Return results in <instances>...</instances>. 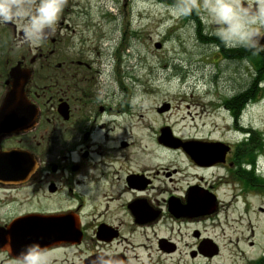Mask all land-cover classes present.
I'll list each match as a JSON object with an SVG mask.
<instances>
[{"label":"flooded vegetation","instance_id":"af4514ba","mask_svg":"<svg viewBox=\"0 0 264 264\" xmlns=\"http://www.w3.org/2000/svg\"><path fill=\"white\" fill-rule=\"evenodd\" d=\"M17 21L0 24V264H10L31 243L49 249L52 264H264V224L260 229L250 222L251 210L264 216L252 201L264 202L262 131L250 126L246 133L242 122L249 109L264 104V51L220 48L216 54L217 66H227L223 73L232 69L228 94L218 98L234 120L227 131L232 141L181 139L195 147L220 144L227 149L224 159L215 154L194 160L181 147L161 144L160 130L159 148L180 152L195 174L183 183L171 178L179 173L173 170L157 184L159 171L93 158L94 123L106 109L79 86L86 82L79 79L84 66L76 65L81 75L73 62L54 66L48 45L58 40L52 35L32 47L24 39L25 21L21 29ZM257 31L264 45V33ZM246 62L250 83L236 84ZM17 68L30 74L24 97L9 95L17 86ZM59 81L65 90L55 92ZM20 100L26 101L22 107ZM228 173L231 182H245L240 198L233 190V201L218 192L230 181ZM229 210L243 216L224 225L219 216Z\"/></svg>","mask_w":264,"mask_h":264},{"label":"rangeland","instance_id":"374dc122","mask_svg":"<svg viewBox=\"0 0 264 264\" xmlns=\"http://www.w3.org/2000/svg\"><path fill=\"white\" fill-rule=\"evenodd\" d=\"M197 3L198 0H67L52 36L58 42L48 47L54 52V66L73 62V70L81 75L76 65L82 63L79 79L86 82L79 86L95 99L96 107L106 109L94 123V159H109L116 167L145 166L154 175L159 171L154 176L157 184L167 180L165 173L177 170L179 173L171 178L185 183V177L194 175L195 170L180 152L159 151L160 130L168 127L179 140L232 141L227 131L234 120L224 112L218 99L228 94L227 79L232 77V69L223 73L227 66L223 62L217 66L216 54L225 47L211 34L215 26L205 23ZM23 21L16 22L20 29ZM258 29L264 33V26ZM157 44L161 49L156 48ZM31 46L40 47L43 43ZM260 62L264 67L263 60ZM250 75L246 62L244 77L236 79V84L250 83ZM58 85L55 92L64 89L61 81ZM164 105H169V110L159 113ZM242 122L246 133L250 126L262 131L261 147L264 146V104L249 109ZM101 126L103 129H99ZM125 142L129 146L121 149ZM231 175L228 173L226 179L230 181L221 185L218 192L229 194L233 201V190H238L240 198L245 182H231ZM252 201L253 209L264 208V202ZM227 213L219 216L221 222L227 221L224 225L235 224L243 216L235 210ZM250 217L251 224L262 229L264 216L251 210ZM234 249L238 247H231L230 251Z\"/></svg>","mask_w":264,"mask_h":264},{"label":"clouds","instance_id":"9594fccd","mask_svg":"<svg viewBox=\"0 0 264 264\" xmlns=\"http://www.w3.org/2000/svg\"><path fill=\"white\" fill-rule=\"evenodd\" d=\"M66 3L67 0H33L25 6L21 0H0V24L24 19L25 41L39 44L54 33ZM195 6L202 9L205 23L215 26L211 34L225 48L254 49L253 55L264 51L257 31L259 26H264V0H256L255 6L242 4L241 0H198ZM76 189L85 195L90 192L80 185ZM10 264H52V257L49 249L31 243L11 256Z\"/></svg>","mask_w":264,"mask_h":264},{"label":"water","instance_id":"95a60500","mask_svg":"<svg viewBox=\"0 0 264 264\" xmlns=\"http://www.w3.org/2000/svg\"><path fill=\"white\" fill-rule=\"evenodd\" d=\"M242 4H247V3H242ZM52 36V34H50L45 40H48L50 37ZM53 43H55V40H52ZM157 49H161V45L157 44L156 45ZM15 74V80L17 79V86L14 87V91L12 90V92L9 94L11 97L13 96H22L24 97V87L26 85V83L28 82L27 80L29 79V72H21L18 68L15 69L14 71ZM19 106H24L26 104L25 100H20L17 102ZM169 110V105H164V107H162L160 110H158L159 113H164L166 111ZM22 117V116H21ZM159 142L161 144H163L164 146L170 147L172 149L175 148H183V150L189 155L191 156L194 160H197V158L200 155H204L207 156L208 158L211 155H215V154H220L222 156V158L224 159L225 154L227 152V149L224 148L222 145L220 144H216L215 146H209L208 148H203V147H195L192 146V144L190 143H182L181 140L175 138L172 135V132L169 128L163 129L161 131V136L159 137ZM221 147L219 151L215 150V147Z\"/></svg>","mask_w":264,"mask_h":264},{"label":"bare ground","instance_id":"6f19581e","mask_svg":"<svg viewBox=\"0 0 264 264\" xmlns=\"http://www.w3.org/2000/svg\"><path fill=\"white\" fill-rule=\"evenodd\" d=\"M118 113H120V112H118ZM161 153H163V154H166L167 152H165L164 150H159Z\"/></svg>","mask_w":264,"mask_h":264}]
</instances>
